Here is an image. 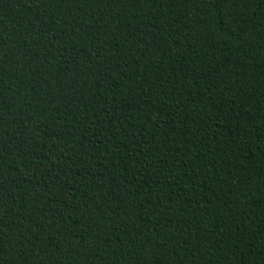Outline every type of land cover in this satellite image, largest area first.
I'll return each mask as SVG.
<instances>
[{
  "label": "trees",
  "instance_id": "16d2710c",
  "mask_svg": "<svg viewBox=\"0 0 264 264\" xmlns=\"http://www.w3.org/2000/svg\"><path fill=\"white\" fill-rule=\"evenodd\" d=\"M0 264H264V0H0Z\"/></svg>",
  "mask_w": 264,
  "mask_h": 264
}]
</instances>
